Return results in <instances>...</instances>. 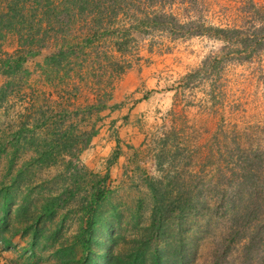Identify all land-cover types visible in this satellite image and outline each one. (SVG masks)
Here are the masks:
<instances>
[{
  "label": "rangeland",
  "instance_id": "rangeland-1",
  "mask_svg": "<svg viewBox=\"0 0 264 264\" xmlns=\"http://www.w3.org/2000/svg\"><path fill=\"white\" fill-rule=\"evenodd\" d=\"M85 2L0 25V264H264V0Z\"/></svg>",
  "mask_w": 264,
  "mask_h": 264
},
{
  "label": "trees",
  "instance_id": "trees-1",
  "mask_svg": "<svg viewBox=\"0 0 264 264\" xmlns=\"http://www.w3.org/2000/svg\"><path fill=\"white\" fill-rule=\"evenodd\" d=\"M85 1L86 0H80V2H78V0H61V3H63V5H64L62 11L67 12L69 9H72V8L75 9L76 7H77V10H83L84 3H86ZM22 2H23V0H10V3H8L7 6L4 8L5 11L3 13H0V25H1V23L6 22V23L2 24V25H5V29H9L8 25H10L11 18H14V17L18 18V15L21 17L23 16V11H24L23 8L18 7V5L21 4ZM42 6L45 7L44 4ZM43 7H40V8H43ZM39 10H41V9H39ZM48 11H50V10H48ZM27 12L34 13V17H36V16H38V14H36V12H40L44 16L46 11H45V9H43V12L35 11V10H33V11L27 10ZM38 22L41 23V19H39ZM47 24H50V22L47 21ZM52 26H54V24L50 25L49 27H52ZM216 31L218 33L222 32L224 34H228V33L234 32L235 30H221V29L219 30V29H216ZM85 42H86V40H85ZM26 55H30V53H27ZM62 56H64V55L61 52H58L56 55H52V56L46 58L44 60V64L57 66L60 63L59 60L62 58ZM21 59L22 58H20L19 61H21ZM14 63H15L14 67L15 68L18 67L19 62L15 61ZM187 78H189V77H187ZM0 92H1V90H0ZM63 146L65 147V144H63ZM82 147H84V144L81 145V148ZM104 194H105L104 188L97 189L95 191L94 196H93L92 201H91V204L93 207L91 210H89L90 213L94 211L95 207H97V203L103 199ZM51 204L52 203H50V205ZM43 211H44V214H46L47 216H50L52 213V208L51 207L43 208ZM159 212H161L160 206L158 208V213ZM237 220H238V217L235 216L233 218V222H236ZM159 221L160 220L157 219V213H156V211H154L151 214L150 225L148 227V230L151 233V235H149L151 239L154 238V236H152V234L155 233L156 236H158V234H159V227H160ZM98 222L99 221L94 218V215H89V217L86 219L85 227L83 229H81V231H80V235H81L80 246L82 248V251H84V252L79 257V259H76L74 261L75 264H143L142 262H140V260L137 261V258L139 257L137 254H135L134 257L132 256L131 260H128V261H122L121 260L122 257L118 258L119 256H117V257L114 256L112 254L109 246H108L109 240L107 242H103L102 246L100 245V249L97 251L95 256L91 257L90 252L88 251V248H89L91 242L93 241L92 235L96 231L95 228H96V225H98ZM102 226L105 227L106 225L105 224L98 225V227H101V228H102ZM255 228L256 229L259 228L255 231V233H256L255 236L260 237V235L262 234L263 226L257 225V226H255ZM112 234H113L112 230L110 228H108L107 234L105 235V237L110 238V237H112ZM156 236H155V238H156ZM155 238H154V240H155ZM57 253L59 255H62L59 258L66 257L67 254L69 255L68 251L65 252V251L59 250V251H57ZM181 253L182 252L180 250L179 252H175V255L171 257V252H170V254L167 255V258L168 259H171V258L175 259L174 261L172 260V264H185L186 260L181 255ZM63 254H65V255H63ZM151 263L152 264H168V262L161 259L160 255L152 256Z\"/></svg>",
  "mask_w": 264,
  "mask_h": 264
}]
</instances>
